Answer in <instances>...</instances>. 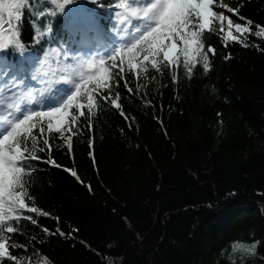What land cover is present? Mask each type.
I'll return each instance as SVG.
<instances>
[{
  "label": "trees",
  "instance_id": "trees-1",
  "mask_svg": "<svg viewBox=\"0 0 264 264\" xmlns=\"http://www.w3.org/2000/svg\"><path fill=\"white\" fill-rule=\"evenodd\" d=\"M100 1L109 11L108 0ZM221 2L264 23V0H217L214 10ZM64 16L47 13L44 29L37 22L36 43L25 12L26 47L43 57L53 37L65 38ZM257 30L236 42L205 32V47L217 49L210 72L202 62L191 77L181 63L175 81L170 67L162 75L150 67L147 78L126 71L110 95L119 93L128 119L101 102L95 116L81 117L92 127L73 135L72 150L54 133L51 155L62 167L33 162L27 200L49 216L26 212L37 225L14 223L21 232L10 242L29 246L12 254L24 264L33 257L47 264H264V36ZM253 244L254 254L241 250Z\"/></svg>",
  "mask_w": 264,
  "mask_h": 264
},
{
  "label": "snow or ice",
  "instance_id": "snow-or-ice-1",
  "mask_svg": "<svg viewBox=\"0 0 264 264\" xmlns=\"http://www.w3.org/2000/svg\"><path fill=\"white\" fill-rule=\"evenodd\" d=\"M72 3L74 0H52L60 12ZM108 3L114 5L111 11L121 17L119 23L122 25L118 36L105 44L108 51L97 58L85 53L89 57L87 59L70 57L66 52L61 61L62 67L53 72L47 56L34 54L21 39L25 12L29 16L35 12L33 0H0V89L7 88V94L12 98L0 115V264H5V260L11 264H24L11 251L12 248L27 251L29 246L27 243L10 242L11 234L21 232L19 227L14 226L15 222L27 219L37 225L38 221L31 215H25L26 212L49 216L48 212L35 206L34 200L32 206L27 200L30 177L37 167L33 162L62 167L51 155L53 134H59L67 149L72 150L73 135L85 126L92 127L90 121L81 125V117H85L86 111L95 116L101 102L112 104L120 110L121 116L128 119L118 102L119 93L115 98L110 95L114 88L119 87L123 73L135 70L137 77L142 72L147 78L150 67L161 75L164 68L170 67L175 81L176 69L182 63L191 77L193 69L201 62L205 72L212 70L210 55L215 56L217 49L214 46L205 47V32L224 33L222 39L232 42L245 34H252L254 28L258 29L256 36H264V23L254 24L253 20L240 14L238 6L230 7L221 2V10H214L217 0H143L142 3L140 0H120L119 3L108 0ZM223 9L244 23L236 22ZM93 19L91 12L74 17L66 13L64 16L65 26L69 29L102 37L106 33L105 28L95 25L86 28L81 23L82 20L91 22ZM39 20L41 29H44L42 10ZM35 22L34 16L31 23ZM33 35L35 42L40 43L35 29ZM227 58L230 59V55ZM124 84L132 93L133 88L127 78ZM91 147L93 150L89 152V157L95 164L94 140ZM40 153H48L47 159ZM72 158L75 161L74 153ZM65 170L79 183H84L77 170ZM86 187L91 190L92 186L89 184ZM54 219L58 221L59 217ZM42 231L53 234L47 227ZM73 232H79V229H73ZM55 234L66 235L59 229ZM31 240L36 241L37 237L32 236ZM43 242L40 238L39 243ZM256 246L253 244L241 250L254 254ZM109 264H112L111 258Z\"/></svg>",
  "mask_w": 264,
  "mask_h": 264
},
{
  "label": "rangeland",
  "instance_id": "rangeland-1",
  "mask_svg": "<svg viewBox=\"0 0 264 264\" xmlns=\"http://www.w3.org/2000/svg\"><path fill=\"white\" fill-rule=\"evenodd\" d=\"M2 114H3V110H0V115H2ZM31 263H32V264H47L45 261H42V260H40V259H37V262L34 261V257L31 258ZM26 264H28V263H26Z\"/></svg>",
  "mask_w": 264,
  "mask_h": 264
}]
</instances>
